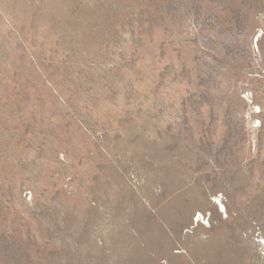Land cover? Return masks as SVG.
<instances>
[{"label":"rangeland","instance_id":"1","mask_svg":"<svg viewBox=\"0 0 264 264\" xmlns=\"http://www.w3.org/2000/svg\"><path fill=\"white\" fill-rule=\"evenodd\" d=\"M0 264H264V0H0Z\"/></svg>","mask_w":264,"mask_h":264},{"label":"bare ground","instance_id":"2","mask_svg":"<svg viewBox=\"0 0 264 264\" xmlns=\"http://www.w3.org/2000/svg\"><path fill=\"white\" fill-rule=\"evenodd\" d=\"M218 200V199H217ZM217 204H219V207L221 208V213L222 214H226V211H225V208H224V206L222 205V202H221V204H220V201H217ZM198 217H200V216H198ZM202 220V219H201ZM195 221H197V220H195ZM203 222V221H202Z\"/></svg>","mask_w":264,"mask_h":264}]
</instances>
